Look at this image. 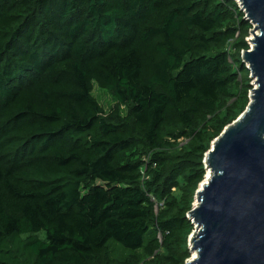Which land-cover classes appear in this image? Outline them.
<instances>
[{"label": "trees", "instance_id": "trees-1", "mask_svg": "<svg viewBox=\"0 0 264 264\" xmlns=\"http://www.w3.org/2000/svg\"><path fill=\"white\" fill-rule=\"evenodd\" d=\"M252 29L235 0H0V264H186Z\"/></svg>", "mask_w": 264, "mask_h": 264}, {"label": "water", "instance_id": "water-1", "mask_svg": "<svg viewBox=\"0 0 264 264\" xmlns=\"http://www.w3.org/2000/svg\"><path fill=\"white\" fill-rule=\"evenodd\" d=\"M235 1L254 25L242 54L253 89L246 111L206 154L211 175L188 215L196 259L187 264H264V0Z\"/></svg>", "mask_w": 264, "mask_h": 264}, {"label": "rangeland", "instance_id": "rangeland-1", "mask_svg": "<svg viewBox=\"0 0 264 264\" xmlns=\"http://www.w3.org/2000/svg\"><path fill=\"white\" fill-rule=\"evenodd\" d=\"M251 38L253 39V35L250 34L249 37L247 38L248 43H249V41H251ZM251 47H252V43L250 42V49H251ZM252 83H254V81H252ZM94 94H95L96 98L99 100L100 104L102 105V107L104 108L105 111L108 112L109 110L112 109V107L114 106L115 102L113 101L111 96H109L104 91L99 90L98 88H95ZM193 206H194L193 208H195L196 199H195V203H194ZM42 234H44V233H41V235ZM191 237L192 236H190V238H189V248H190V250H192V248H193ZM195 255L192 254L191 259H189V261H192Z\"/></svg>", "mask_w": 264, "mask_h": 264}, {"label": "built area", "instance_id": "built-area-1", "mask_svg": "<svg viewBox=\"0 0 264 264\" xmlns=\"http://www.w3.org/2000/svg\"><path fill=\"white\" fill-rule=\"evenodd\" d=\"M237 3H238V2H237ZM239 7H240V8L242 9V11L244 12L243 8H242L240 5H239ZM244 13H245V12H244ZM249 22H250V21H249ZM250 23H251V22H250ZM251 24H252V23H251ZM252 26H253V29H254V25H253V24H252ZM253 29L251 30V33H250L251 35H252V31H253ZM251 40H252V38H251ZM247 42H248V41H247ZM250 42H251V41H249V43H248L249 45H250ZM242 54H243V53H242ZM247 67H248V65H247ZM188 261H189V260H188ZM186 264H187V263H186Z\"/></svg>", "mask_w": 264, "mask_h": 264}, {"label": "bare ground", "instance_id": "bare-ground-1", "mask_svg": "<svg viewBox=\"0 0 264 264\" xmlns=\"http://www.w3.org/2000/svg\"><path fill=\"white\" fill-rule=\"evenodd\" d=\"M210 175H211V172L209 171L208 174H207L206 180H205V184H206V182H207V180H208ZM196 205H197V203H196ZM195 259H196V255L194 256L193 260H195Z\"/></svg>", "mask_w": 264, "mask_h": 264}]
</instances>
